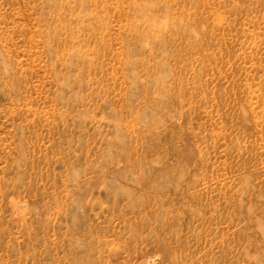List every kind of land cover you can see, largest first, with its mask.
<instances>
[{"label":"rangeland","instance_id":"374dc122","mask_svg":"<svg viewBox=\"0 0 264 264\" xmlns=\"http://www.w3.org/2000/svg\"><path fill=\"white\" fill-rule=\"evenodd\" d=\"M0 264H264V0H0Z\"/></svg>","mask_w":264,"mask_h":264}]
</instances>
